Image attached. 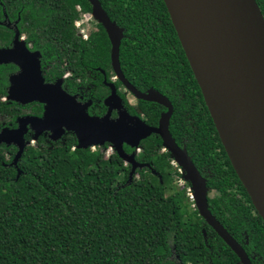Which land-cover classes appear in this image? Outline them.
Here are the masks:
<instances>
[{
	"label": "trees",
	"instance_id": "1",
	"mask_svg": "<svg viewBox=\"0 0 264 264\" xmlns=\"http://www.w3.org/2000/svg\"><path fill=\"white\" fill-rule=\"evenodd\" d=\"M25 1H32L35 22L48 24L45 31L57 35L69 34L64 25L76 14L75 4L83 12L91 10L86 0ZM98 1L124 28L119 61L125 77L138 88L167 94L174 107L169 123L173 138L179 142L188 133L189 154L209 155L221 142L163 1ZM255 1L264 19V0ZM100 34L97 56L105 61L108 42L102 29ZM159 109L141 102L148 125H156ZM197 110L200 116H186ZM73 144L24 157L21 173L12 181L5 178H14L13 171L0 166V264H207L195 251L202 241V220L190 212L185 190L173 184V169L168 154L159 153L158 136L140 143L136 160L149 164L162 182L144 168L127 183L129 165L116 153L105 157L101 149L106 145L92 151L72 149ZM124 150L132 152L127 146ZM227 166L232 169L228 160ZM258 222L264 226L259 216ZM172 246L188 258H167Z\"/></svg>",
	"mask_w": 264,
	"mask_h": 264
},
{
	"label": "flooded vegetation",
	"instance_id": "2",
	"mask_svg": "<svg viewBox=\"0 0 264 264\" xmlns=\"http://www.w3.org/2000/svg\"><path fill=\"white\" fill-rule=\"evenodd\" d=\"M7 3L12 5L6 6ZM32 6V1H0V166L11 169L15 176H7L6 181L15 180L21 173L19 165L23 163V158L33 157L36 151H50L68 143H75L72 145V149H75L78 140L66 126L82 116L83 108L89 117H103L109 109L104 101L114 92L117 100L110 102L111 119L117 117L118 111L114 109L116 106L129 115L140 117L146 123L140 106L141 102L151 103L137 100L117 76L111 62V42L102 24L92 14V8L89 12H83L81 5L75 4L76 14L64 25L69 29V34L61 31L57 35L45 31L48 24L35 22V16L31 14L34 10ZM44 17L47 15L44 14ZM109 20L123 29L121 46L125 38L124 28ZM100 29L104 31L108 42V58L105 61H100L97 56ZM120 71L135 90L141 93L148 89L156 90L153 87H136L125 77L121 65ZM194 93L197 98L198 95ZM162 95L169 100L173 114L171 100L167 94ZM48 103H52L56 109H62L59 121L53 120L50 123L45 119ZM159 107L157 123L152 127L157 126L160 115L166 111ZM69 110L71 113L67 114ZM191 115L200 116V110L191 111L186 116ZM53 132L60 134V137L52 139ZM175 135L178 137V134ZM171 137L180 149L186 150L204 181L210 215L241 247L250 264H264V226L259 224L258 214L231 164L232 169L227 166L228 158L222 144L210 148L213 157H210L211 153H202V158H194L188 152L192 140L190 134L184 133L179 142ZM159 153L168 154L174 173L173 184L178 190H185L190 212L197 213L202 220L199 223L202 241L195 250L197 258H206L207 264H213L212 258L215 264H242L240 257L200 216L191 183L184 179L182 168L170 157L162 141ZM153 175L160 177L162 182L158 173ZM167 258H188V254L181 256L176 247L172 246Z\"/></svg>",
	"mask_w": 264,
	"mask_h": 264
},
{
	"label": "water",
	"instance_id": "3",
	"mask_svg": "<svg viewBox=\"0 0 264 264\" xmlns=\"http://www.w3.org/2000/svg\"><path fill=\"white\" fill-rule=\"evenodd\" d=\"M87 1L111 42V62L119 79L137 100L158 104L166 111L160 115L156 127L116 106L117 117L111 119L110 102L117 100L113 92L104 101L109 109L103 117H89L83 108L82 116L66 126L78 140L76 148L87 150L108 145L112 153L130 166L127 180L130 183L137 170L147 168L157 174L149 164L137 162L136 155L143 140L158 136L170 157L182 168L184 179L191 183L200 216L240 257L242 264H250L241 247L207 210L204 181L186 150L180 149L169 133L172 115L169 100L154 89L141 93L123 78L119 65L123 29L109 20L98 0ZM162 1L227 158L264 222V19L261 11L255 0ZM61 113L62 109L48 103L45 119L50 123L59 121ZM70 113L69 110L67 114ZM51 137L56 140L60 134L53 132ZM124 146L132 152L127 153Z\"/></svg>",
	"mask_w": 264,
	"mask_h": 264
},
{
	"label": "rangeland",
	"instance_id": "4",
	"mask_svg": "<svg viewBox=\"0 0 264 264\" xmlns=\"http://www.w3.org/2000/svg\"><path fill=\"white\" fill-rule=\"evenodd\" d=\"M95 149H96V148L91 147V150H92V151H94ZM101 152H102V154H103L105 157H108L109 155H111L112 150H111L110 147H106V148H102V149H101Z\"/></svg>",
	"mask_w": 264,
	"mask_h": 264
}]
</instances>
